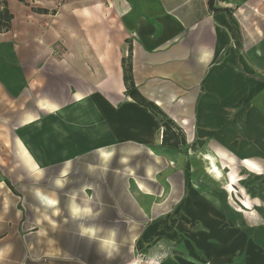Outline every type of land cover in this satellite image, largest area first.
<instances>
[{"label": "crops", "instance_id": "crops-1", "mask_svg": "<svg viewBox=\"0 0 264 264\" xmlns=\"http://www.w3.org/2000/svg\"><path fill=\"white\" fill-rule=\"evenodd\" d=\"M7 1L14 18L10 31L0 33V51H12L11 37L3 35L15 31L19 58L16 63L9 55L2 61L8 79L4 88L0 85V109L2 95L13 110L20 93L23 132L18 145L30 171L38 167L34 160L51 167L116 151L125 157L144 149L162 158L161 118L127 93L125 66L131 62L137 91L184 129L186 144L195 134L191 151L215 149L227 165L255 173L263 185L253 183L252 196L264 205V0H215V9L230 13H214L210 0H58L55 8L50 5L57 0H47V6ZM51 9L56 10L52 17ZM47 22L50 29L44 27ZM167 155L163 167L173 171L167 160L173 154ZM3 195L0 187V205ZM196 196L193 190L188 201L203 200ZM53 221L40 219L45 225ZM257 235L258 242L264 241V226ZM9 240L18 248L1 247L0 264L200 263L195 255L93 263L62 252L57 238L46 236L45 254L42 244L24 251L19 235L1 236L0 245ZM217 242L221 249L214 253L215 263L244 264L246 237L237 245L224 236ZM232 245L241 250L239 257ZM227 250L233 257L223 259ZM259 260L264 263L255 257L249 264Z\"/></svg>", "mask_w": 264, "mask_h": 264}, {"label": "rangeland", "instance_id": "rangeland-1", "mask_svg": "<svg viewBox=\"0 0 264 264\" xmlns=\"http://www.w3.org/2000/svg\"><path fill=\"white\" fill-rule=\"evenodd\" d=\"M29 1V4L33 2L39 6L48 4L47 0ZM57 5L58 0L50 7L55 8ZM44 10L46 9L40 11ZM261 11H264V6ZM47 12L49 14L48 10ZM50 13L52 17L56 10L51 9ZM51 17L44 18L53 20ZM50 25L47 22L44 27L50 29ZM3 37H11L13 47L10 53L0 51L1 87L8 79L5 76L8 69L2 61H8L9 55L16 63L19 58L17 33L14 31ZM64 37L65 33L62 38ZM1 97L5 101L0 109V187L5 195L4 202L0 205V237L13 238L19 235L24 251L42 244L44 254L48 250L46 236L47 239L57 238L62 241V252L93 263L149 258L160 262L169 256L195 255L199 264H243L239 261L215 263L219 259L214 253L221 249L222 239L217 242L220 237L224 236L237 245L244 236L248 244V252L242 258L244 264H249L255 257L264 259V251L256 248L259 245L264 250V241L258 242L259 236H256L257 229L264 226V205L259 201L255 202L252 196V184L261 182L263 185V182L242 165H227L228 170L237 175L239 195L244 198L242 190L245 189L252 201L253 211L242 207L244 212H241L235 197L224 193V180L219 181L216 175L205 171L201 151H191L197 142L195 134L189 144L187 141L186 146L179 150L161 148L165 153L161 155L162 158L149 154V150L143 149L137 155L126 154V150L123 152L125 157H120L116 151L110 155L71 159L60 165L47 167V164L37 163L31 157L38 167L30 171L22 161L18 145L23 132L20 93L14 99L13 110L7 103L8 97ZM193 131H196V127ZM206 153L216 155V150L209 148ZM167 154H173V159L167 157L168 165L173 171L163 167ZM191 158L196 159L198 164L195 165ZM255 163L261 169L256 161ZM261 172L263 173V169ZM195 182L202 190L194 189ZM193 190L197 192L196 198H202V201H188ZM208 193L221 202L220 207L205 199L204 194ZM76 207L81 209L80 215H73ZM85 208L90 210L89 214L83 213ZM48 217L54 219V225L40 222V219ZM17 220L21 221L20 226L13 224ZM84 228H94L95 238L82 235ZM113 232L116 248L109 255V250L103 247V240L110 238ZM18 244L9 240L6 244H1L0 248H14ZM230 250L239 257V248L232 245ZM221 256L224 259L233 257V254L228 251ZM252 264L264 263L259 260Z\"/></svg>", "mask_w": 264, "mask_h": 264}, {"label": "trees", "instance_id": "trees-1", "mask_svg": "<svg viewBox=\"0 0 264 264\" xmlns=\"http://www.w3.org/2000/svg\"><path fill=\"white\" fill-rule=\"evenodd\" d=\"M215 0H210L209 7L214 13L218 12H229L227 9L214 8ZM44 13H48L47 10L43 11ZM13 15L10 13L8 9V1L7 0H0V33L8 32L11 29V23L13 20ZM132 73V64L131 62L125 66V81L127 86V93L130 97L137 102L139 105H143L146 108H149L156 116L161 118V123L163 124L164 131L162 136V146L165 148H169L172 150H179L182 146L186 145V139L184 136L183 130L172 120L168 118V116L164 113V111L156 106L154 103L149 102L146 100L141 93H139L135 87V83L133 77L131 76ZM8 182V181H7ZM10 187L13 189L11 184L8 182ZM176 223L174 222V225Z\"/></svg>", "mask_w": 264, "mask_h": 264}, {"label": "bare ground", "instance_id": "bare-ground-1", "mask_svg": "<svg viewBox=\"0 0 264 264\" xmlns=\"http://www.w3.org/2000/svg\"><path fill=\"white\" fill-rule=\"evenodd\" d=\"M200 155L202 157V161L205 163V171H209L211 173H213L214 175H216V178L219 181H223L224 180V184H223V189H224V193L226 194V196H234L236 202H238V207L239 210L241 212H243L244 210L242 209H248L253 211V207L251 202L246 199V198H242L241 194L239 195V193L237 192V175L235 172L228 170L227 168V164L222 161L217 155H211L208 153H204L203 151L200 152ZM249 165V163H248ZM253 168H255V166L252 165ZM193 187L195 188L196 191H200L202 190V187H199L198 183H194ZM204 197L206 200H210L213 203H215L216 206L220 207L221 202H219V200H217L216 198L212 197L209 193L208 194H204ZM254 216V215H253Z\"/></svg>", "mask_w": 264, "mask_h": 264}, {"label": "clouds", "instance_id": "clouds-1", "mask_svg": "<svg viewBox=\"0 0 264 264\" xmlns=\"http://www.w3.org/2000/svg\"><path fill=\"white\" fill-rule=\"evenodd\" d=\"M49 203H53L52 201H49ZM84 214H89L90 210L85 208L83 210ZM81 214V209L79 207H76L73 209V215H80ZM82 235L87 236L89 238H95L96 236V231L94 228H84L82 231ZM103 247L107 248L109 250V255H111V252L115 250L116 248V242H115V232L112 233L110 238L104 239L103 240Z\"/></svg>", "mask_w": 264, "mask_h": 264}]
</instances>
